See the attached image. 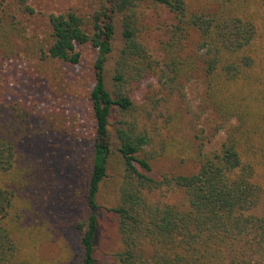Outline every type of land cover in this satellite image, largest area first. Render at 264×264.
<instances>
[{"label": "trees", "instance_id": "1", "mask_svg": "<svg viewBox=\"0 0 264 264\" xmlns=\"http://www.w3.org/2000/svg\"><path fill=\"white\" fill-rule=\"evenodd\" d=\"M91 9L49 14V35L28 47L69 65L80 47L97 53L79 264H97L101 210L113 224L109 264H264V0H93ZM151 11L169 21L151 26ZM33 13L27 0H0V264H55L37 252L56 239L49 208L64 182L47 155L25 149L30 113L6 99L22 58L14 39L26 38L21 19ZM117 19L123 46L107 89ZM152 31L163 36L158 57L145 40ZM197 74L225 133L217 148L187 138L170 109ZM174 154L197 171L151 175L154 160ZM175 192L178 202L168 199Z\"/></svg>", "mask_w": 264, "mask_h": 264}, {"label": "rangeland", "instance_id": "2", "mask_svg": "<svg viewBox=\"0 0 264 264\" xmlns=\"http://www.w3.org/2000/svg\"><path fill=\"white\" fill-rule=\"evenodd\" d=\"M34 13L21 19L26 29V38L16 37L14 46L21 51V60L16 66V78L7 86L6 99L19 103L29 113L28 131L23 141L26 150L45 154L54 170L64 182L59 196L49 208L56 239L45 242L38 249L41 260L49 263L79 264L77 251L76 221L84 209L85 181L92 153L93 120L88 94L93 87V64L97 53L91 47H80L81 60L75 65L28 56V47L33 42L44 41L50 33L48 15L74 9L83 14L90 12L93 0H27ZM163 11H151L148 24L168 22ZM121 22L117 19L112 39V53L105 64L104 81L111 88L113 62L123 46ZM151 51L159 56L163 40L161 31H152L145 36ZM146 81L137 92V101L148 94ZM183 97H171L170 109L181 117V129L187 138L198 136L206 147L217 148L224 139L223 131H216L218 119L206 107L205 87L202 77L194 75L183 91ZM203 130V132H202ZM188 131V132H187ZM197 164L189 159L181 161L177 155L162 156L152 163L151 175L155 178L164 173L188 174L196 172ZM182 198L180 192L169 196L172 202ZM99 203L104 204L102 199ZM104 206V205H103ZM113 224L111 216L100 211V225L96 240L97 264H109L113 251ZM68 246V247H67Z\"/></svg>", "mask_w": 264, "mask_h": 264}]
</instances>
